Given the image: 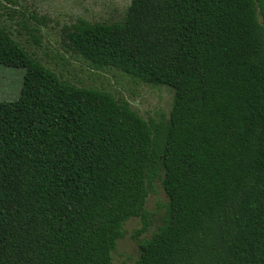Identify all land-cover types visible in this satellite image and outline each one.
I'll use <instances>...</instances> for the list:
<instances>
[{"label": "trees", "instance_id": "16d2710c", "mask_svg": "<svg viewBox=\"0 0 264 264\" xmlns=\"http://www.w3.org/2000/svg\"><path fill=\"white\" fill-rule=\"evenodd\" d=\"M65 47L96 70L172 91L153 122L58 79L0 28L23 71L0 102V264H111L152 184L165 215L131 264H264V0H129L78 18Z\"/></svg>", "mask_w": 264, "mask_h": 264}, {"label": "rangeland", "instance_id": "374dc122", "mask_svg": "<svg viewBox=\"0 0 264 264\" xmlns=\"http://www.w3.org/2000/svg\"><path fill=\"white\" fill-rule=\"evenodd\" d=\"M128 3L129 0H0V28L58 79L107 92L125 101L143 120L156 123L167 117L171 107L169 88L136 83L114 69H93L64 46L63 30L76 19L90 23L119 21ZM22 74L20 69L0 65V102L17 100ZM165 209V195L155 180L144 204L148 228L139 233L140 221L127 220L115 241L111 264H131L136 259L137 243L160 225Z\"/></svg>", "mask_w": 264, "mask_h": 264}]
</instances>
